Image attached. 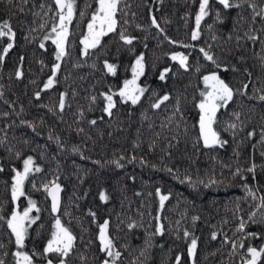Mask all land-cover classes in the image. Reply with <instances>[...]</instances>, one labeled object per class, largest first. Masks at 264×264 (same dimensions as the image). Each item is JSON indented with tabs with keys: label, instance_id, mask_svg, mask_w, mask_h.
I'll list each match as a JSON object with an SVG mask.
<instances>
[{
	"label": "trees",
	"instance_id": "16d2710c",
	"mask_svg": "<svg viewBox=\"0 0 264 264\" xmlns=\"http://www.w3.org/2000/svg\"><path fill=\"white\" fill-rule=\"evenodd\" d=\"M199 2L122 0L117 31L104 36L101 45L84 56L80 39L97 3L76 0L68 54L57 61L55 44L43 39L56 19L54 0H28L26 4L0 0V23L8 21L15 32L14 47L0 63V216L7 219L13 209L22 211L29 198L36 201L39 219L28 229L23 249L30 255L36 253V261L47 264L51 259L59 264L58 255H42L56 217L76 238L66 264L112 260L100 250L98 239V225L105 220L114 251L121 253L115 264H176L177 255L180 264H244L249 246L264 247V210L257 208L264 196V101L258 99L264 95V18L253 20L251 7L255 3L259 12L264 0H230L241 6L229 9L210 0L199 37L192 40ZM152 17L159 28L152 24ZM121 30L135 37L131 45L120 40ZM8 42L7 37H0V50ZM201 48L213 55L219 68L204 58ZM174 52L188 56L187 69L171 59ZM141 53L145 74L139 84L148 91L136 105L114 96L117 103L109 116L103 111L106 102L101 94L122 87ZM105 60L116 65L115 75L104 67ZM55 63L61 65L57 82L37 99L34 93L43 88ZM165 67L171 71L161 81L159 73ZM18 68L21 78L15 75ZM212 71L239 91L217 112L214 127L227 143L206 148L199 138L197 105L205 89L202 77ZM61 94H65L62 112L58 108ZM164 94L170 99L159 109L152 108L156 97ZM232 123L237 127L229 128ZM250 132H254L251 137ZM28 156L41 172L30 174L24 186L26 196L13 202V169L21 171ZM253 163L256 169L250 173L247 169ZM238 168L241 174L234 175ZM50 181L61 187L56 213L43 188ZM157 189L169 196L163 208ZM101 191L107 201L100 199ZM252 213L255 222L249 220ZM241 221L245 230L238 232ZM158 226L162 234L157 233ZM185 231L197 238L194 258L188 254L191 238L184 236ZM214 232L216 239H212ZM14 240L6 222L0 220V259L5 264H15ZM257 264H264V255Z\"/></svg>",
	"mask_w": 264,
	"mask_h": 264
},
{
	"label": "snow or ice",
	"instance_id": "6c2138e0",
	"mask_svg": "<svg viewBox=\"0 0 264 264\" xmlns=\"http://www.w3.org/2000/svg\"><path fill=\"white\" fill-rule=\"evenodd\" d=\"M9 3L12 0H8ZM28 0H22V3H27ZM219 4L223 6L225 9L240 7V4H233L230 0H218ZM247 2V0H244ZM56 5V14H55V22L51 28V31L43 37L44 40H51L53 44L56 46L55 57L57 61H60L64 56L68 54L67 52V42L70 36L69 26L72 24L75 10H76V0H54ZM97 7L92 12L90 19L87 22L86 34L82 36L80 39V44L83 46L82 55L87 56L89 54V50H94L98 46L101 45V40L104 36L109 33H114L118 28V19L117 13L121 12L122 9L119 7L122 3V0H96ZM209 3L210 0H200L199 2V11L195 16L196 28L191 33V39L196 40L199 37V26L201 20L209 14ZM44 6L41 5V8ZM253 8V20H255L256 16H260L264 18V8H262L259 12L255 11L256 5L255 3L251 4ZM23 11V9H20ZM38 15V13H37ZM81 17L85 15L84 12L80 13ZM220 18L219 12L217 13V19ZM152 24L159 28V24L155 17H152ZM41 28L44 27V24L40 25ZM163 31V29H161ZM0 37H7L9 42L6 46L0 50V63L3 62L5 56L9 53L10 49L14 47V39L15 32L12 29L11 24L8 21H3L0 23ZM119 38L125 44L131 45L135 37H131L126 34L124 30L119 32ZM166 39H168L166 37ZM249 39L256 41L258 37L249 36ZM170 43H178L177 41L170 40ZM40 48H44V43H40ZM184 47H188V45H184ZM200 51L203 53V56L206 60L212 61L216 64V61L213 55L209 54L208 51H205L204 48H201ZM171 59L173 61H178L179 65L187 69L188 68V56L181 52H174L171 54ZM145 57L144 54L141 53L135 59V62L131 66V78L125 79L123 81L122 87L119 88L117 92L111 93H102L104 101L106 102L103 111L107 113L109 116L113 114V109L116 107V100L114 96H118L123 103L131 102L132 105H136L141 101V98L148 91L146 87H142L138 81L141 76L145 74ZM23 61V57H21V62ZM61 65L60 63H55L52 66L51 72L52 74L48 77L47 81L43 84V88L40 91L34 93L37 99L40 98L41 91L50 89L57 81L55 79L56 73L59 71ZM104 67L107 69L109 73L112 75L116 74V65L109 63L107 60L104 61ZM216 67L219 68L220 65L216 64ZM171 71L170 68L165 67L159 73V79L161 81L165 80L166 74ZM199 71V69H197ZM227 71V68H225ZM17 78H21L23 76V72L21 69H17L15 73ZM250 75V74H249ZM203 83L205 85L204 91L201 92V99L197 105L200 110L199 113V138L202 140L204 147L212 148L215 146H223L227 143L220 137V133L214 127L217 123V112L222 107L226 106L230 101L233 100L234 95L236 94V90L229 86L228 83L225 82L224 79L220 77L218 72L212 71L209 74H206L202 77ZM244 89L248 88V85L245 84L243 86ZM246 94V93H242ZM155 96L156 94L153 93ZM65 94H61L59 98L58 108L62 112L65 107ZM93 101L96 99L92 97ZM170 99L168 94H164L162 97H156L155 102L151 104V107L154 109H159L162 104ZM259 100L264 101V95L258 97ZM179 101H177V111H179ZM51 111V109H50ZM5 115H7L5 113ZM237 119H239V113L234 114ZM91 124H96L95 120L90 121ZM229 128H236L237 125L235 123L229 124ZM82 131V129H81ZM249 137L254 135V132H250ZM261 139L264 141V130L261 132ZM3 143V141H0ZM19 157V153L16 154ZM264 155V153H262ZM134 159V158H133ZM117 167H122V165L115 161ZM256 169V165L253 163L251 167L247 169L248 172L254 173ZM0 171H3V168L0 167ZM14 175L12 176V184H11V199L13 202L18 201L21 197L26 196L24 191L25 182L29 179L30 174L33 172L39 173L41 172V168L39 166L34 165L33 157L28 156L23 159V170L13 169ZM241 169H237L234 175H240ZM190 180V177L188 178ZM214 182V181H213ZM207 186V185H206ZM33 187L35 188V183H33ZM44 190L51 196L52 205L51 211L56 213L59 210L60 197L59 193L61 191V187L55 181H50L43 185ZM246 190L250 196L254 199L255 193L252 192L251 188L246 186ZM157 194L159 195V201L161 208L164 207V203L169 199L168 195L160 194V189H157ZM100 199L102 201H107L108 196L101 191ZM260 204L257 205V208L260 210H264V196L260 197ZM33 210L39 213L40 209L37 207L36 201L32 199H28V206L24 207L22 211L13 210L10 216L5 219L4 216H0V220H4L7 224V228L10 229L12 235L15 240L14 243L17 246V251L14 253L15 264H34L33 255H30L27 251H23L25 246V240L28 235V229L32 224L36 223L39 219L38 216L33 217L30 215ZM95 215L94 213L92 214ZM255 213L250 214L249 220H254ZM198 219L197 217H193V220ZM99 227V236L98 239L100 241V250L105 252L107 257L112 258L105 259L103 264H115V258L120 257L121 253L119 251H114V242L108 235V227L109 221L105 220L103 224L98 225ZM129 227H133L132 224H129ZM54 230L51 232V238L47 240V244L43 249L42 255L47 256L48 254H56L60 257L59 264H66L65 258L70 254L74 247L75 236L71 232V230L66 227L59 217L55 218V223L53 226ZM245 230V222L241 221L239 227L237 229L238 232H243ZM157 233L162 234L163 228L162 226L157 227ZM216 233H212V239H216ZM249 236H255V233H249ZM185 237L191 238V243L188 247V254L190 257H195L196 249H197V238L191 236L188 231L184 232ZM228 238H225V243H228ZM233 248L235 249L236 243L232 242ZM240 247H244V244L241 243ZM247 253L250 254V259H245L244 264H257L258 260H260L261 256L264 255V247H261L259 250L256 247L249 246L247 248ZM181 257L179 255L176 256V264H180ZM0 264H5L4 260L0 259ZM47 264H53L51 259L47 260Z\"/></svg>",
	"mask_w": 264,
	"mask_h": 264
},
{
	"label": "rangeland",
	"instance_id": "374dc122",
	"mask_svg": "<svg viewBox=\"0 0 264 264\" xmlns=\"http://www.w3.org/2000/svg\"><path fill=\"white\" fill-rule=\"evenodd\" d=\"M96 6H97V5H96ZM55 8H56V5H55ZM208 74H209V73H208ZM130 78H131V76H130L128 79H130ZM222 79H223V78H222ZM138 83H139V81H138ZM203 85H204V83H203ZM204 86H205V85H204ZM201 98H202V97H201ZM201 98H200V99H201ZM22 168H23V167H22ZM22 170H23V169H22ZM22 170H21V171H22ZM20 199L22 200L23 197H21ZM27 206H28V205H27ZM27 206H24V207H27ZM24 207H23V208H24ZM13 210H16V209H13ZM22 210H23V209H22ZM34 213H35V211L33 210V212H32L30 215H32V216L34 217V215H35ZM10 214H11V213H10ZM10 214H9V215H10ZM38 215H39V213H37V216H38ZM54 223H55V220L52 221V224H54ZM52 227H53V226H52ZM53 230H54V228H53ZM249 258H250V254H249ZM249 258H248V259H249ZM33 260H34V264H43V263H41V262L36 261L35 259H33Z\"/></svg>",
	"mask_w": 264,
	"mask_h": 264
},
{
	"label": "water",
	"instance_id": "95a60500",
	"mask_svg": "<svg viewBox=\"0 0 264 264\" xmlns=\"http://www.w3.org/2000/svg\"><path fill=\"white\" fill-rule=\"evenodd\" d=\"M49 198H50V203H51V205H52V200H51V196H50V195H49ZM250 258H251V257H250ZM250 258H249V259H250Z\"/></svg>",
	"mask_w": 264,
	"mask_h": 264
},
{
	"label": "bare ground",
	"instance_id": "6f19581e",
	"mask_svg": "<svg viewBox=\"0 0 264 264\" xmlns=\"http://www.w3.org/2000/svg\"><path fill=\"white\" fill-rule=\"evenodd\" d=\"M50 199V198H49Z\"/></svg>",
	"mask_w": 264,
	"mask_h": 264
}]
</instances>
